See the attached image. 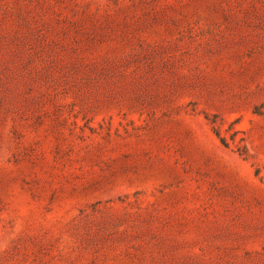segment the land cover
<instances>
[{"label":"rangeland","instance_id":"1","mask_svg":"<svg viewBox=\"0 0 264 264\" xmlns=\"http://www.w3.org/2000/svg\"><path fill=\"white\" fill-rule=\"evenodd\" d=\"M0 264H264V0H0Z\"/></svg>","mask_w":264,"mask_h":264}]
</instances>
